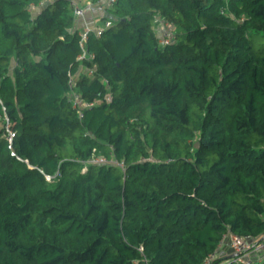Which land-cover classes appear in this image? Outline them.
Returning a JSON list of instances; mask_svg holds the SVG:
<instances>
[{"label":"trees","instance_id":"trees-1","mask_svg":"<svg viewBox=\"0 0 264 264\" xmlns=\"http://www.w3.org/2000/svg\"><path fill=\"white\" fill-rule=\"evenodd\" d=\"M106 18L79 58L71 0H0V264H202L226 232L264 237V0Z\"/></svg>","mask_w":264,"mask_h":264},{"label":"built area","instance_id":"built-area-1","mask_svg":"<svg viewBox=\"0 0 264 264\" xmlns=\"http://www.w3.org/2000/svg\"><path fill=\"white\" fill-rule=\"evenodd\" d=\"M115 1L116 0H97L96 2H93L91 0H71V7L75 16L78 17V19L83 18V21H81L82 30H81V39H80V45L83 48V51L80 54L79 58L94 57V55L89 53L86 49V42L88 39V35L92 29L95 30L98 35H100L102 31L105 29V27L110 26V24L112 23L111 19L106 18L103 20V17L104 15L107 14V9ZM221 11H223V9H221ZM93 12L98 13L99 16L98 21H101V23L90 26L85 16L88 13H93ZM159 23H160L162 41L163 42L170 41V39H172L173 36V28H174L173 25L169 22L163 21L162 19H159ZM87 71L89 72V74L93 75L94 68L87 67ZM69 75H70L69 85L71 88H73L74 84L76 83L77 75L75 74H69ZM72 95L74 99V105L78 108L80 115H83L84 107L86 105H91L92 103H86L85 101H83L81 95L77 92L73 91ZM107 99L111 100L112 99L111 95H108ZM6 134L9 142L8 147L10 150H12V153H15L13 140L16 134L12 126L8 122L6 123ZM90 161L97 163H107L108 159L104 156H93L90 159ZM140 248L143 249L142 246ZM221 248L228 249V253H227L228 255L224 257L220 255ZM262 249H264V237L254 238L250 235L240 236L229 231L223 235L222 239L219 242L217 250L213 253H210L204 259L202 264H223L227 256H234V260L239 264H250L253 255L255 253L260 252ZM221 258L222 261H218V259Z\"/></svg>","mask_w":264,"mask_h":264},{"label":"rangeland","instance_id":"rangeland-1","mask_svg":"<svg viewBox=\"0 0 264 264\" xmlns=\"http://www.w3.org/2000/svg\"><path fill=\"white\" fill-rule=\"evenodd\" d=\"M94 13V12H93ZM88 14H90V13H88ZM92 14V13H91ZM93 15V14H92ZM85 17H87V16H85ZM90 17H93V19H92V21L91 22H88V24L90 25V26H93V25H96V23H97V21H98V14H95V15H93V16H90ZM79 21L81 22V21H83V18H81V19H79ZM96 22V23H95ZM78 23V22H77ZM95 23V24H94ZM117 162V161H116ZM224 249L225 248H221V252L220 253H222L223 251H224ZM228 253V252H227ZM228 255V254H227ZM222 257V256H221ZM224 257V256H223Z\"/></svg>","mask_w":264,"mask_h":264},{"label":"crops","instance_id":"crops-1","mask_svg":"<svg viewBox=\"0 0 264 264\" xmlns=\"http://www.w3.org/2000/svg\"><path fill=\"white\" fill-rule=\"evenodd\" d=\"M93 15H95V14H98L97 12H94V13H92ZM91 13L90 14H87L86 16V20L88 21V22H91L92 21V19H93V17H90V16H93ZM96 23V22H95ZM94 23V24H95ZM99 23V21H97V23L96 24H98ZM220 252H221V249H220ZM227 252H228V249H224V251L222 252V253H220V255H222V256H226L227 255Z\"/></svg>","mask_w":264,"mask_h":264}]
</instances>
